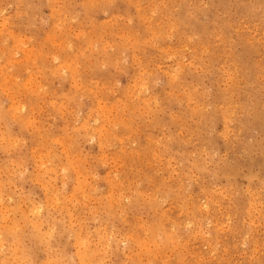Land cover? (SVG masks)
Returning a JSON list of instances; mask_svg holds the SVG:
<instances>
[{"label":"rangeland","instance_id":"374dc122","mask_svg":"<svg viewBox=\"0 0 264 264\" xmlns=\"http://www.w3.org/2000/svg\"><path fill=\"white\" fill-rule=\"evenodd\" d=\"M0 264H264V0H0Z\"/></svg>","mask_w":264,"mask_h":264},{"label":"bare ground","instance_id":"6f19581e","mask_svg":"<svg viewBox=\"0 0 264 264\" xmlns=\"http://www.w3.org/2000/svg\"><path fill=\"white\" fill-rule=\"evenodd\" d=\"M75 169V168H74ZM223 229V228H222Z\"/></svg>","mask_w":264,"mask_h":264}]
</instances>
